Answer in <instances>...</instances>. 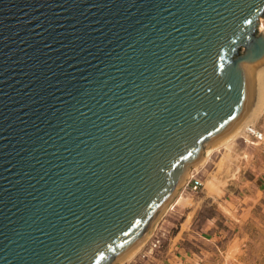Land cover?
<instances>
[{"label": "water", "instance_id": "water-1", "mask_svg": "<svg viewBox=\"0 0 264 264\" xmlns=\"http://www.w3.org/2000/svg\"><path fill=\"white\" fill-rule=\"evenodd\" d=\"M264 0H0V264H122L244 120Z\"/></svg>", "mask_w": 264, "mask_h": 264}, {"label": "rangeland", "instance_id": "rangeland-1", "mask_svg": "<svg viewBox=\"0 0 264 264\" xmlns=\"http://www.w3.org/2000/svg\"><path fill=\"white\" fill-rule=\"evenodd\" d=\"M250 126L264 133V113L212 148L194 170L202 186L185 183L140 251L122 264H264V139L249 135Z\"/></svg>", "mask_w": 264, "mask_h": 264}, {"label": "bare ground", "instance_id": "bare-ground-1", "mask_svg": "<svg viewBox=\"0 0 264 264\" xmlns=\"http://www.w3.org/2000/svg\"><path fill=\"white\" fill-rule=\"evenodd\" d=\"M262 18L260 19V23H262L261 29L264 30V18L263 19ZM251 69L253 73L252 74L253 86H252V96H251L250 107H249L248 113L245 116L244 120L236 127V129H234V131L226 139H224L218 146H221L222 144L229 142L235 139L236 137H238L246 128H248L250 124L254 123L264 113V59L260 63L256 64V66H254ZM211 150L212 148L208 149L206 156H208L211 153ZM204 162L196 169L198 170L204 164ZM193 172L191 174H188L184 178L182 185H184L185 183L189 181ZM148 237L144 240V242H142V244H140V246H138L136 249H134L129 254L127 258L128 260L131 259L133 256H135L140 251L142 246L148 240Z\"/></svg>", "mask_w": 264, "mask_h": 264}, {"label": "built area", "instance_id": "built-area-1", "mask_svg": "<svg viewBox=\"0 0 264 264\" xmlns=\"http://www.w3.org/2000/svg\"><path fill=\"white\" fill-rule=\"evenodd\" d=\"M248 133L249 135L253 136L257 141H262L264 139V133L258 131L253 126L249 127ZM196 176H197V173L193 172V174L191 175V178L187 182V185H189L190 183L192 184V188L194 190H198L202 186V181L198 179Z\"/></svg>", "mask_w": 264, "mask_h": 264}]
</instances>
